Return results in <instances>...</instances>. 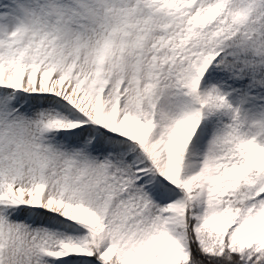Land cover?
I'll return each mask as SVG.
<instances>
[{
	"label": "snow or ice",
	"instance_id": "6c2138e0",
	"mask_svg": "<svg viewBox=\"0 0 264 264\" xmlns=\"http://www.w3.org/2000/svg\"><path fill=\"white\" fill-rule=\"evenodd\" d=\"M0 264H264V0H0Z\"/></svg>",
	"mask_w": 264,
	"mask_h": 264
}]
</instances>
